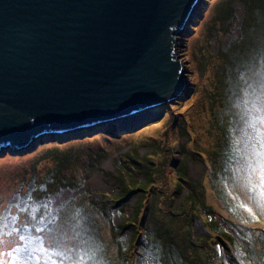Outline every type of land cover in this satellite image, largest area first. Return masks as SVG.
<instances>
[{"label": "rangeland", "instance_id": "rangeland-1", "mask_svg": "<svg viewBox=\"0 0 264 264\" xmlns=\"http://www.w3.org/2000/svg\"><path fill=\"white\" fill-rule=\"evenodd\" d=\"M184 27L176 99L0 151V264H264V0H199Z\"/></svg>", "mask_w": 264, "mask_h": 264}, {"label": "water", "instance_id": "water-1", "mask_svg": "<svg viewBox=\"0 0 264 264\" xmlns=\"http://www.w3.org/2000/svg\"><path fill=\"white\" fill-rule=\"evenodd\" d=\"M199 0H0V151L176 99Z\"/></svg>", "mask_w": 264, "mask_h": 264}, {"label": "trees", "instance_id": "trees-1", "mask_svg": "<svg viewBox=\"0 0 264 264\" xmlns=\"http://www.w3.org/2000/svg\"><path fill=\"white\" fill-rule=\"evenodd\" d=\"M263 49L264 48H262V50ZM234 129L235 128L233 126H231V127H225L224 132L221 131V136L222 137H221L220 142L218 143L219 146L216 149H214L215 152L219 155L220 158H222L223 161L227 157L228 158H233L235 156V154L238 153V150L236 148V137H237V135H236V133H234ZM229 155H231V157ZM185 179L187 181L189 180L188 177H186ZM180 187H181V189H183V185H181V183L177 184L176 190H179ZM188 192H189V194H188L189 195V199L192 200L191 199V191H190L189 188H188ZM193 200L195 201V198H193ZM193 200H192V202H193ZM173 210H175V209H173ZM209 222H211V221H209ZM219 230H220V234H222L223 236H225L226 239H228L229 237L230 238H233L234 237L232 235V233L228 229H226L224 226L222 227V225H219ZM260 237L261 238L264 237V234H261ZM235 238H237V237H235ZM235 238H233L234 239L233 242H234V244L237 245ZM68 241H66V242L65 241H61L60 244H63V245L57 244L56 247H66L65 244H67ZM252 243H253V240H252ZM243 247H244L245 250L248 249V248L246 249L245 246H243ZM181 251H183V249H181ZM239 256H241V259L244 258V253L239 252ZM92 258L96 260L98 257L97 256H93ZM248 260H249V256H246V260H243V262L244 263H247ZM249 262H252V259H250ZM91 264H96V263H91Z\"/></svg>", "mask_w": 264, "mask_h": 264}, {"label": "snow or ice", "instance_id": "snow-or-ice-1", "mask_svg": "<svg viewBox=\"0 0 264 264\" xmlns=\"http://www.w3.org/2000/svg\"><path fill=\"white\" fill-rule=\"evenodd\" d=\"M260 180H261V183L264 184V174H262Z\"/></svg>", "mask_w": 264, "mask_h": 264}, {"label": "bare ground", "instance_id": "bare-ground-1", "mask_svg": "<svg viewBox=\"0 0 264 264\" xmlns=\"http://www.w3.org/2000/svg\"><path fill=\"white\" fill-rule=\"evenodd\" d=\"M195 7H196V4H195V6L193 7V11H194ZM152 107H154V106H152ZM152 107H150V108H152ZM16 147H18V146H16ZM3 241L6 242V238H3Z\"/></svg>", "mask_w": 264, "mask_h": 264}, {"label": "clouds", "instance_id": "clouds-1", "mask_svg": "<svg viewBox=\"0 0 264 264\" xmlns=\"http://www.w3.org/2000/svg\"><path fill=\"white\" fill-rule=\"evenodd\" d=\"M192 11H193V10H192ZM176 43H177V41H176ZM29 147H30V146H29ZM29 147H28V148H29Z\"/></svg>", "mask_w": 264, "mask_h": 264}]
</instances>
